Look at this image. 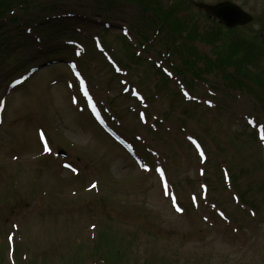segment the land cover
<instances>
[{
  "label": "rangeland",
  "instance_id": "obj_1",
  "mask_svg": "<svg viewBox=\"0 0 264 264\" xmlns=\"http://www.w3.org/2000/svg\"><path fill=\"white\" fill-rule=\"evenodd\" d=\"M106 1L37 0L26 11L15 12V17L7 14L1 19V23L11 18L19 22H7L4 32L8 39L0 50V101H4L0 111V264H9L5 236L11 231L16 238L15 264H62L58 259L69 251L85 256L84 251L94 249L96 235H106L102 230L105 222L99 225L106 213L118 221L110 230L112 236L126 243L134 239L124 257L132 260L126 264H264V141L255 133H264V110L259 106L264 91L257 84L258 77L264 76V0H230L256 18L254 24L232 36L214 29L212 22L190 9L199 33H220L225 46L231 44L229 39L252 43L251 49L257 51L252 79L239 77L247 86L227 88L217 68L204 69L199 78L189 68L177 75L174 70L182 67L168 50L176 77L164 98L159 95L157 101L148 100L146 109L139 107L145 124L138 117L136 102L128 100V94L121 95L120 78L110 83L109 67L95 51L93 40L97 39L119 65L126 58L117 40L121 28H129L133 34H128L129 41H137V50L147 45L143 59L158 64L160 52L164 53L167 45L175 48V43L163 41L157 20L152 24L155 29L148 19L142 21L136 0H112L109 6ZM161 1L163 7L169 5L168 0ZM188 1L194 5L223 0ZM57 16L61 18L54 20ZM184 16V12L179 15ZM104 23L109 24L107 30ZM26 29L36 32L38 45L32 41V30L29 37ZM165 34L173 35L169 30ZM141 37L147 41H140ZM74 38L84 45L83 53L72 58L77 72L87 80L96 102L104 105L101 110L108 125L133 146L139 160L147 161L143 165L149 167L148 172L139 169L95 126L76 97V84L66 68L71 54L62 42ZM177 42L181 59L192 61L184 45H189L197 58L214 59L206 43H189L184 38ZM53 49L62 51L52 55ZM12 53L15 55L9 61L2 59ZM53 59L64 64L44 66ZM195 62L202 66L201 61ZM31 67L39 69L23 85L9 90L10 82ZM144 67L140 63L129 70L127 83L147 84L148 88L141 84L140 90L150 98L154 76ZM179 91L186 93L185 100L200 105L179 98L172 103V92ZM41 136L48 151L41 148ZM195 137L203 146L204 162L188 142ZM60 149L66 152L65 159L57 155ZM63 164L71 165L73 171L64 169ZM156 166L165 168L185 214L175 215L163 197L152 175ZM227 171L237 173L236 183L230 180V187L223 182ZM94 183L97 187L91 191L89 186ZM205 186L209 190L205 199H200ZM239 190L245 191L243 198L253 205L256 217L240 206ZM150 229H155L158 239L149 236ZM130 250L137 257H128ZM103 252L106 248L101 245ZM22 255L27 262H22ZM81 262L94 264L92 259ZM64 264L76 263L67 260Z\"/></svg>",
  "mask_w": 264,
  "mask_h": 264
},
{
  "label": "water",
  "instance_id": "obj_2",
  "mask_svg": "<svg viewBox=\"0 0 264 264\" xmlns=\"http://www.w3.org/2000/svg\"><path fill=\"white\" fill-rule=\"evenodd\" d=\"M199 7L218 18L220 22L229 28L237 25H245L252 21L250 16L230 3H222L214 7L199 5Z\"/></svg>",
  "mask_w": 264,
  "mask_h": 264
},
{
  "label": "trees",
  "instance_id": "obj_3",
  "mask_svg": "<svg viewBox=\"0 0 264 264\" xmlns=\"http://www.w3.org/2000/svg\"><path fill=\"white\" fill-rule=\"evenodd\" d=\"M8 1V5L9 4H11L12 2H15V1H17V0H7ZM206 37V39H209V36L208 35H206L205 36ZM208 41H210V40H208ZM237 50H235V51H233V53L234 52H236ZM112 248H116L117 249V254H116V256L115 257H117L116 259H113V262H115L114 260H116V262L117 263H119L122 259H120V257L122 256H125V254H124V249L123 248H121V244H117V246L115 245V246H112ZM93 255L95 254V253H92ZM93 257V256H92ZM107 257H111V255H110V253L108 254V253H104V256H103V260L105 261H107L108 259H106ZM114 257V258H115Z\"/></svg>",
  "mask_w": 264,
  "mask_h": 264
},
{
  "label": "snow or ice",
  "instance_id": "obj_4",
  "mask_svg": "<svg viewBox=\"0 0 264 264\" xmlns=\"http://www.w3.org/2000/svg\"><path fill=\"white\" fill-rule=\"evenodd\" d=\"M261 139H262V141H264V137H261ZM48 150H49V149L46 147V148H45V151H48ZM92 187H95V185L93 184ZM172 207L175 208V210H176L177 212H180V211H181V209H180L179 207L176 206V201H175L174 199H173V201H172Z\"/></svg>",
  "mask_w": 264,
  "mask_h": 264
}]
</instances>
